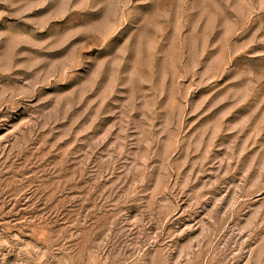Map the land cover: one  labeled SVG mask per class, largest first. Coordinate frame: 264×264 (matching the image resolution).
Wrapping results in <instances>:
<instances>
[{
    "label": "rangeland",
    "instance_id": "rangeland-1",
    "mask_svg": "<svg viewBox=\"0 0 264 264\" xmlns=\"http://www.w3.org/2000/svg\"><path fill=\"white\" fill-rule=\"evenodd\" d=\"M0 264H264V0H0Z\"/></svg>",
    "mask_w": 264,
    "mask_h": 264
}]
</instances>
